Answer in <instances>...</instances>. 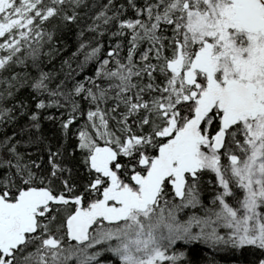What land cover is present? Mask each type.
Instances as JSON below:
<instances>
[{"label":"snow or ice","instance_id":"6c2138e0","mask_svg":"<svg viewBox=\"0 0 264 264\" xmlns=\"http://www.w3.org/2000/svg\"><path fill=\"white\" fill-rule=\"evenodd\" d=\"M219 250L264 264V0H0V264Z\"/></svg>","mask_w":264,"mask_h":264},{"label":"trees","instance_id":"16d2710c","mask_svg":"<svg viewBox=\"0 0 264 264\" xmlns=\"http://www.w3.org/2000/svg\"><path fill=\"white\" fill-rule=\"evenodd\" d=\"M59 61H57L58 63ZM198 250H203L205 253L208 251V249L200 244L196 245V248H194L192 251L197 252ZM213 257L215 260L218 262V264H231V262L235 259H242L244 261V264H247V259H248V253H232V252H227L225 250H219L213 253ZM193 260L196 261V264H203L204 260H207L208 257L205 256H199V255H194Z\"/></svg>","mask_w":264,"mask_h":264}]
</instances>
